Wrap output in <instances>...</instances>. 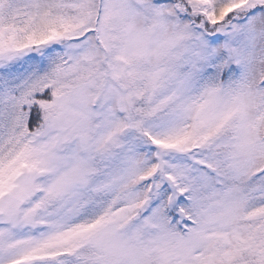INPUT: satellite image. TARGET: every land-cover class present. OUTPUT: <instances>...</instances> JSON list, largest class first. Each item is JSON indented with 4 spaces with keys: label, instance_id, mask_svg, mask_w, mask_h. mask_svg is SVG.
Returning <instances> with one entry per match:
<instances>
[{
    "label": "snow or ice",
    "instance_id": "6c2138e0",
    "mask_svg": "<svg viewBox=\"0 0 264 264\" xmlns=\"http://www.w3.org/2000/svg\"><path fill=\"white\" fill-rule=\"evenodd\" d=\"M0 264H264V0H0Z\"/></svg>",
    "mask_w": 264,
    "mask_h": 264
}]
</instances>
